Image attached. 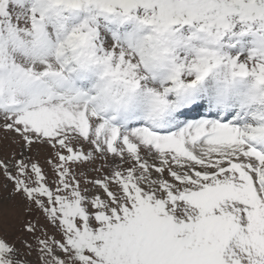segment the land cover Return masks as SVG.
<instances>
[{
	"label": "snow or ice",
	"instance_id": "obj_1",
	"mask_svg": "<svg viewBox=\"0 0 264 264\" xmlns=\"http://www.w3.org/2000/svg\"><path fill=\"white\" fill-rule=\"evenodd\" d=\"M0 134V264H264V0H0Z\"/></svg>",
	"mask_w": 264,
	"mask_h": 264
},
{
	"label": "rangeland",
	"instance_id": "obj_2",
	"mask_svg": "<svg viewBox=\"0 0 264 264\" xmlns=\"http://www.w3.org/2000/svg\"><path fill=\"white\" fill-rule=\"evenodd\" d=\"M10 150L11 149L9 147V141L4 140L2 134H0V156H3L5 151H10ZM46 156H47L46 150H42L36 155V158L41 163V165H44V161H45ZM45 171H47L46 166H45ZM0 210H2V209H0Z\"/></svg>",
	"mask_w": 264,
	"mask_h": 264
}]
</instances>
